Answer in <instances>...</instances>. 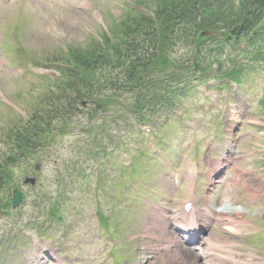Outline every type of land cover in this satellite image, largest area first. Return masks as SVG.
<instances>
[{
    "label": "rangeland",
    "instance_id": "374dc122",
    "mask_svg": "<svg viewBox=\"0 0 264 264\" xmlns=\"http://www.w3.org/2000/svg\"><path fill=\"white\" fill-rule=\"evenodd\" d=\"M192 1L0 0V124L2 121L7 123L14 118L11 105L19 108L25 115L30 110V104L36 102L34 97L44 95L45 91H48L45 76L54 75L55 65L63 64L65 49L78 58L91 54V50L98 43L101 48L108 47L107 50L112 51L114 47L111 41L113 40V43L123 42L124 38H130L123 33L124 30L136 24L146 25L148 22L142 20L143 18L153 17L151 24L157 29L156 37L152 43H154L158 54L152 55L153 62L150 67L154 71H159L161 77L156 81L159 85L164 83V78L169 72L168 68L173 65V62L177 61L179 57L185 59L191 54V52L185 53L186 48L184 49L181 44L187 45L189 42L187 38L191 37L188 30L199 20L205 19L206 24L211 26L206 29L212 30L207 33L209 36L204 39V50L222 47L223 40L218 33H226L231 30L226 26L233 27L232 25L235 24V19L242 9L240 0H210L207 4H203V0H195L194 4ZM170 3L167 10L172 9L173 11L169 13V18L160 20L164 16L163 9L167 8L164 6ZM193 5L197 8L192 9ZM160 12L162 14L156 15ZM179 12H182V15L180 21H177L179 19L176 15ZM201 12L202 14L199 15ZM161 21L170 23L172 28L170 27L165 33L159 35L163 27ZM258 26L257 35L259 36L254 40L253 46L241 42L232 50L226 46L223 50L226 56L221 54L220 60L224 65L227 63V57H230L234 59L233 66L241 69L237 85L227 84L217 87L214 86L215 82L199 83L192 80L187 92L180 90L172 97L171 102L174 104L172 108L176 112V115L173 116L175 118H172L170 111L164 108L158 111L164 119L169 115V129L165 132L164 128H159V122L154 115L148 117L147 122L134 125L133 120L122 113V120H118L119 126L116 124V126L110 127L109 134L112 140L106 141L101 148L96 147L90 153H84V146L90 144L86 143L84 139L87 136L89 140L88 136H91L89 133L83 135L79 130L88 127L91 123L84 116V122L87 123L72 119L71 132L58 137V141H54L52 147L50 146L40 154L42 157L47 152L54 151V158L58 160L59 167L54 168L51 163L43 164L38 185L35 188L30 189L28 186L20 185L19 180L25 173L23 169H10L4 180V188L0 192V264H24L25 259L30 255L29 252L35 250L37 243L47 244L53 250L58 251L65 264H108L110 258L112 261L117 260L113 258L117 253H113L111 256V253L104 252L99 244L96 245L95 242H92L95 237L98 235L102 237L107 231L104 216L101 220V232L95 224L98 218L94 216V211L98 213L99 209L105 210L106 202L109 200L104 196L103 191L97 189V185L103 184L104 172L108 169L105 166V156L119 162L120 160L116 159V152L127 150L133 146L136 137L134 134H138L136 141L140 140L146 146L148 137L143 127L147 126L151 129L152 136L159 137L160 140L167 138L173 147L182 150L181 155L183 156H185L184 151L195 143V150L189 152L188 162L196 164L195 170L203 171L207 157L216 155V149L210 148L212 146V143H209L210 138L213 134H220L224 128L225 130L228 128L225 123L227 104H237L239 102L237 94L243 104L247 105L244 110L245 118L257 119L264 123V17ZM104 31L108 32L104 33ZM97 37L100 38L99 41ZM196 43L197 38L195 45ZM215 54L217 53L214 51L210 56ZM248 61H251L252 65L242 64ZM118 63L122 62L117 61L116 58L107 57V62L99 72L101 77L107 76L112 71L109 65ZM132 67H134L133 73L130 76L124 80V77L118 74L117 80L125 82L126 85L140 81L142 79L140 65ZM189 74V71H184L185 76ZM189 81H181V83L185 85ZM172 85V83L169 84V86ZM91 89L95 88L91 86ZM140 89V93L143 95L148 93L160 95L163 92L161 89ZM127 91L123 89L121 92L125 94ZM125 95L128 99L130 98V94ZM120 103L113 102L116 105ZM7 104H11L10 107ZM123 104L127 103L123 102ZM110 109L112 111L113 108ZM148 110L149 105L144 104L141 112L148 116ZM111 119L109 115L104 121L96 122V125L102 127L100 130L93 129L91 134L105 136L106 133L103 130L105 121ZM128 125L133 127L132 130H128ZM236 128H238V124ZM246 132H254L258 136L254 139L252 135L247 136ZM239 134L242 136L240 137ZM234 135L239 137L237 140L240 141L239 148L243 150L244 154H249V157L238 162L240 169L238 171L233 169L229 180L233 181L235 176H238V185L235 187L236 199L232 203L240 208V219L244 223L236 229L227 226L216 228L214 232L215 236L232 241L231 245H226L227 243L222 245V251L218 252L219 254L230 258L231 252L235 249L239 253H243L241 249L244 252L248 249L253 252V255L250 256L253 261H257L264 258V153L262 158L255 156L252 145L264 149V124L239 125L237 133ZM191 140L194 142L191 143ZM207 150L210 155L206 153ZM179 159L183 165H173L175 168L171 167L168 172L182 176L183 185H185L186 179L190 181V178H185L188 173L186 159L180 157ZM69 160L77 164V170L80 169L83 176L73 170L74 177H70V171L65 168L70 164V162L67 163ZM97 163L100 168H97ZM190 168L193 169L192 166ZM61 170L67 174L61 175ZM102 170L103 172H101ZM164 175L159 170L156 174L151 175L155 180L156 188L154 200L162 202V199L165 198V203H169L175 192L169 174ZM203 181L205 180L203 179ZM169 182L171 183V192H168ZM13 184H16L19 189L22 188L26 193L25 202L36 201L40 204L38 211L28 206L23 208L24 214L9 210L7 205ZM188 185L189 183L186 188ZM123 186L126 187V185ZM64 189L74 190L82 201V206L80 207L79 202L74 199H63V201L59 199L57 213L52 217L48 210L53 206L50 203L54 204V201L49 198V195L55 198V193ZM183 192L186 194L188 190L186 191L184 188ZM221 193L224 192L221 191L220 195ZM128 194L132 195L133 200L149 197L140 189L128 192ZM92 196L94 197L92 198ZM95 198L97 199L95 200ZM120 201L121 198L117 201L112 200L114 204ZM130 212L133 213H130L127 219H120L119 225L123 240H126L124 251L128 253L123 256L134 264H142L138 263L140 255H142L141 247L159 245L152 238L141 240L142 235L151 231V227L148 226L149 222L155 223V221L152 219L153 214L150 215L147 210L143 211L132 207ZM112 217H115V213H112ZM87 222L91 223L90 231L84 236L81 230ZM113 226L112 229L115 228V220ZM30 227L33 230H30ZM253 229H256L259 235L250 234L249 230L254 232ZM35 231H39V233L36 234ZM91 233L94 238H90ZM127 240L133 241L129 244ZM100 252H104V254L102 255ZM143 255L148 254L144 253ZM174 259V256L165 255L146 260L145 264H180ZM192 264L201 263L194 258Z\"/></svg>",
    "mask_w": 264,
    "mask_h": 264
},
{
    "label": "trees",
    "instance_id": "16d2710c",
    "mask_svg": "<svg viewBox=\"0 0 264 264\" xmlns=\"http://www.w3.org/2000/svg\"><path fill=\"white\" fill-rule=\"evenodd\" d=\"M193 1L192 2L194 4L195 0H193ZM203 1H206V0H203ZM169 5H171V3L166 4L164 6L167 8L163 9L164 11H162V12H164V16L160 20H165V19L169 18V13H171L173 11L172 9H169V11L167 10L169 8L168 7ZM241 6H242V11L240 13L241 22H240V26H238V28L242 29V31H247L252 26V24L255 22V20L258 16V12H261L262 9L264 8V0H252V2H247V5H246L244 0H241ZM251 6H255V8L257 9L256 13L255 12L252 13V11H250L249 8ZM195 8H197V7H195L193 5L192 9H195ZM162 12L156 13V15L159 16L160 14H162ZM192 12H193V10H192ZM181 15H182V12L177 13L176 16L179 19L177 21H180ZM149 19H152V18H149ZM143 20H145V19H143ZM147 22L148 23L146 25H141V24L135 25L133 31L137 32L139 35L148 36L149 41H151L152 38L154 37V35H156V34H154V32H156L157 29L154 26H152L151 21L148 20ZM176 22H175V24H176ZM161 26H163V27L161 28L159 35H162L163 33H165L170 27L172 28V25L170 23H167L164 21H161ZM201 27L211 28L210 25L206 24L205 19L203 21H199V22L193 24V26L191 25V28L188 30V33H190L192 35L193 40H195V38L197 37V34H198L197 31ZM232 31H233V29H232ZM235 35H237V33H235ZM131 48L134 49V47H131ZM101 53H102V50L100 48L98 51L92 50L91 54L85 55L86 57H79L78 62H80L83 67H86V68L93 67L94 65H96L98 63L104 62L103 57L105 55L102 56ZM142 55L143 56H142L140 61H142V59L146 55H148V53L142 51ZM149 58H151V55H148L147 59H149ZM148 63L151 64L152 61H148ZM84 70L90 71V69H84ZM30 140H36V138L34 137L31 139H27V141L24 142L25 145H30L31 144ZM3 173H5V172L0 171V181L3 178ZM0 187H1V184H0Z\"/></svg>",
    "mask_w": 264,
    "mask_h": 264
},
{
    "label": "bare ground",
    "instance_id": "6f19581e",
    "mask_svg": "<svg viewBox=\"0 0 264 264\" xmlns=\"http://www.w3.org/2000/svg\"><path fill=\"white\" fill-rule=\"evenodd\" d=\"M236 210H238V209H235L233 211H236ZM236 213L238 214V211H236ZM161 221L162 220H158L159 223H157L156 226H151V227L153 229L157 230L159 234L164 235L165 238L167 239L166 230H165L167 228V226H166V224L163 221L162 222ZM229 221H231V220H229ZM160 223H161V225H160ZM169 232H170V230H169ZM175 235L177 237H179V235L177 233H175ZM170 252L174 253L173 255H175V256H180L181 259L182 260H185L187 263H190L192 261V252L189 249H182V248H180L177 251L176 250H171Z\"/></svg>",
    "mask_w": 264,
    "mask_h": 264
}]
</instances>
